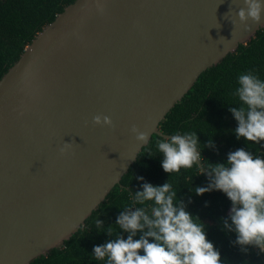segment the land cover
<instances>
[{
    "label": "water",
    "instance_id": "water-1",
    "mask_svg": "<svg viewBox=\"0 0 264 264\" xmlns=\"http://www.w3.org/2000/svg\"><path fill=\"white\" fill-rule=\"evenodd\" d=\"M242 7L74 0L36 34L0 79V264H29L61 247L153 134L173 135L160 129L172 107L264 27V14L240 23ZM96 115L112 124L94 123ZM64 143L71 148L61 154Z\"/></svg>",
    "mask_w": 264,
    "mask_h": 264
},
{
    "label": "trees",
    "instance_id": "trees-1",
    "mask_svg": "<svg viewBox=\"0 0 264 264\" xmlns=\"http://www.w3.org/2000/svg\"><path fill=\"white\" fill-rule=\"evenodd\" d=\"M73 1L0 0V79L19 59L36 34ZM250 69L264 79V27L247 43H241L236 51L226 55L221 62L203 71L192 88L160 123V129L165 133H197L201 142L198 148L203 149L201 162L204 168L211 162H224L227 153L239 147L264 155V145L243 138L236 139L232 129L237 122L228 111L229 107L240 104L234 94L238 86V75ZM160 138L163 136L153 134L121 183L114 186L105 201L86 219L85 225L65 240L61 247L53 248L47 255L37 257L29 264H105L92 255L93 245L115 238L121 231L114 224L121 210L143 206L135 204L132 199L134 190L139 189L143 183L136 179L138 176H143L154 185L168 179L177 191L178 198L184 200L187 210L205 222L207 238L219 249L223 264H264V253L258 248L247 246V252L241 251L239 245L232 243L236 238L235 233L226 234L221 230L220 217H226L231 206L224 193L214 190L196 195L189 191L194 190V185L204 186L208 182L207 173L201 172L198 162L191 168H181L179 172L168 174L163 171L160 164L162 154L156 147ZM210 138L215 141L218 151L205 147L204 144ZM97 218L104 225L97 226ZM109 226L112 228L110 237L105 233ZM124 235L126 237L127 234Z\"/></svg>",
    "mask_w": 264,
    "mask_h": 264
},
{
    "label": "clouds",
    "instance_id": "clouds-1",
    "mask_svg": "<svg viewBox=\"0 0 264 264\" xmlns=\"http://www.w3.org/2000/svg\"><path fill=\"white\" fill-rule=\"evenodd\" d=\"M243 3L246 7L240 8L237 16L248 28L249 19L257 23L261 20L264 0H243ZM237 85L234 94L240 104L228 109L237 122L232 132L237 140L243 138L264 145V79L250 69L238 75ZM93 122L112 124L107 115H96ZM131 132L137 140L149 141V134L136 125ZM200 143L196 132H176L158 139L156 147L162 154L163 171L171 174L200 162L203 157V149L198 148ZM204 145L218 151L211 138ZM70 148L71 143H64L61 154ZM201 172L207 173V184L194 185V190L189 191L196 195L214 190L224 193L231 206L228 215L220 217L221 230L235 233L232 243L239 245L241 251L247 252V246H253L264 253V155L239 147L229 151L224 162H211ZM136 179L143 183L134 190L132 199L143 206L127 207L119 212L114 224L121 231L115 238L93 245L92 255L96 260L105 264H223L219 249L207 238L205 222L187 210L168 179L158 185L143 176ZM95 223L104 225L99 218ZM105 233L110 237L112 228L109 226Z\"/></svg>",
    "mask_w": 264,
    "mask_h": 264
}]
</instances>
